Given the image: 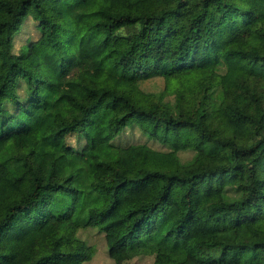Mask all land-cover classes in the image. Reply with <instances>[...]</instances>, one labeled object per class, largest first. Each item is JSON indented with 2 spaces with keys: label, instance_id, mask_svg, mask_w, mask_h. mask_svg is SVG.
Listing matches in <instances>:
<instances>
[{
  "label": "trees",
  "instance_id": "obj_1",
  "mask_svg": "<svg viewBox=\"0 0 264 264\" xmlns=\"http://www.w3.org/2000/svg\"><path fill=\"white\" fill-rule=\"evenodd\" d=\"M263 116L264 0H0V264H264Z\"/></svg>",
  "mask_w": 264,
  "mask_h": 264
},
{
  "label": "rangeland",
  "instance_id": "obj_2",
  "mask_svg": "<svg viewBox=\"0 0 264 264\" xmlns=\"http://www.w3.org/2000/svg\"><path fill=\"white\" fill-rule=\"evenodd\" d=\"M38 35V30L35 27V22H33L32 19L28 18L25 26L22 28V30L15 36V51H18L19 46L26 42L28 38L31 37V39L36 38ZM138 55H136L137 57ZM159 79H152L145 83V86H151L154 88L157 87V84H159ZM262 126L264 127V116L262 118ZM242 129V123L234 118L230 117L225 121L224 127H215L212 129L214 136H218L220 138H225L226 130H233L236 132H241ZM194 133L195 131L191 130L190 128H184L181 130L176 131L172 135V139H174L179 145H190L194 140ZM67 143L75 144V136L74 135H68L66 137ZM120 144L124 143H130V142H145L148 145L154 147V148H163L158 142L154 140H150L146 138L145 136L141 135L138 131H126L125 133L120 136L119 141ZM184 156L189 154V151H183L182 152ZM90 230H93L94 227H90ZM92 232V233H91ZM96 232V231H95ZM93 232L90 231L91 234H86L87 231H81L82 235L86 236L90 243H93L96 247V252L92 256L91 259L88 261H85L84 264H111V261L107 255L106 249H105V242L103 240L102 234L99 232ZM90 237V239H89ZM152 262V256L151 255H135L129 260L125 262V264H151Z\"/></svg>",
  "mask_w": 264,
  "mask_h": 264
}]
</instances>
